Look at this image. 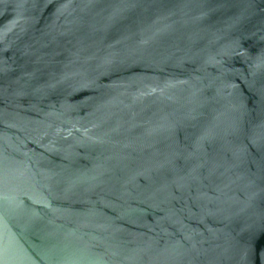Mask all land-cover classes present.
<instances>
[{
  "label": "water",
  "instance_id": "obj_1",
  "mask_svg": "<svg viewBox=\"0 0 264 264\" xmlns=\"http://www.w3.org/2000/svg\"><path fill=\"white\" fill-rule=\"evenodd\" d=\"M0 264H264V0H0Z\"/></svg>",
  "mask_w": 264,
  "mask_h": 264
}]
</instances>
